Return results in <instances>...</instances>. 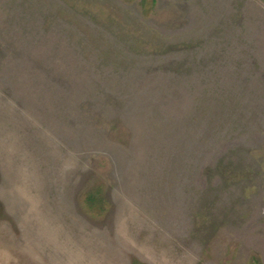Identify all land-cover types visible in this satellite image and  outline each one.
<instances>
[{
    "label": "rangeland",
    "instance_id": "374dc122",
    "mask_svg": "<svg viewBox=\"0 0 264 264\" xmlns=\"http://www.w3.org/2000/svg\"><path fill=\"white\" fill-rule=\"evenodd\" d=\"M0 264H264V0H0Z\"/></svg>",
    "mask_w": 264,
    "mask_h": 264
},
{
    "label": "trees",
    "instance_id": "16d2710c",
    "mask_svg": "<svg viewBox=\"0 0 264 264\" xmlns=\"http://www.w3.org/2000/svg\"><path fill=\"white\" fill-rule=\"evenodd\" d=\"M103 201L104 199L101 196L100 186H97L94 188V190L87 192L83 199V202L89 209L88 211H92L93 207L97 204V202H103Z\"/></svg>",
    "mask_w": 264,
    "mask_h": 264
}]
</instances>
